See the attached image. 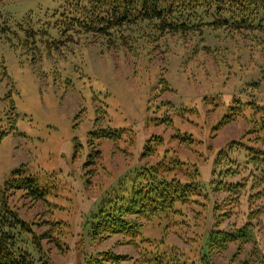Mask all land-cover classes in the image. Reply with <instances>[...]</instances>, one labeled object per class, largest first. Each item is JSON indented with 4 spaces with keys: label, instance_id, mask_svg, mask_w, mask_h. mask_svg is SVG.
I'll return each mask as SVG.
<instances>
[{
    "label": "rangeland",
    "instance_id": "374dc122",
    "mask_svg": "<svg viewBox=\"0 0 264 264\" xmlns=\"http://www.w3.org/2000/svg\"><path fill=\"white\" fill-rule=\"evenodd\" d=\"M59 13L55 0H0V208L23 221L31 254L51 264L104 252L120 255L116 264H264V24L183 37L149 26L121 42L67 30ZM113 129L112 140L89 136ZM149 138L154 151L142 156ZM96 147L100 158L85 165ZM171 155L182 162L173 175L194 177L200 192L171 212L128 213L136 237L93 235L105 192ZM29 174L47 195L16 186Z\"/></svg>",
    "mask_w": 264,
    "mask_h": 264
},
{
    "label": "trees",
    "instance_id": "16d2710c",
    "mask_svg": "<svg viewBox=\"0 0 264 264\" xmlns=\"http://www.w3.org/2000/svg\"><path fill=\"white\" fill-rule=\"evenodd\" d=\"M60 8L59 20L63 28L75 30L80 33H100L109 39L118 37H146L145 32L137 33L136 30L153 26L161 33L179 34V37L196 34L205 28L212 30L256 28L264 24V0H55ZM75 26V27H74ZM74 27V29H72ZM70 28V29H68ZM140 32V31H138ZM136 36V37H135ZM104 130V129H101ZM99 134L89 133V136L100 139H110L118 132ZM131 129L127 132L128 140L132 141ZM186 137V136H185ZM189 139H191L188 136ZM99 142V141H98ZM99 144V143H98ZM153 143L148 142L143 146L141 155L146 156L154 151ZM78 143L74 145V152ZM254 152V149H251ZM166 155V154H164ZM163 155V156H164ZM101 156V149L96 147L87 154L84 164L93 162ZM264 158V157H263ZM263 158L253 156V162L259 163ZM165 159V157H164ZM182 162L176 155H171L151 165L143 166L136 173L133 183L123 188L118 181L116 187L105 192L103 202L98 205V212L93 214L90 231L94 235L107 236L115 233H125L130 237L139 234L138 223L127 218L128 213L151 217L166 211L175 210L176 203H184L198 194V183L194 177H186V181L173 175ZM172 174L170 177L165 174ZM49 173L44 176L49 178ZM46 174V175H45ZM54 178L48 183L53 186ZM16 186L24 189L32 198L39 199L47 195L45 185L36 174H29L18 178ZM116 190L122 196H116ZM117 204V205H114ZM105 214V215H104ZM23 225V221L16 219L6 207L0 208V264H51L49 258L41 255H32L28 250V241L19 236L24 228L16 229ZM58 235V234H57ZM32 244L37 250L41 245L35 238ZM34 242V243H33ZM115 263L120 255L104 252L99 257L90 259L87 264ZM119 262V261H118ZM117 262V263H118ZM116 264V263H115Z\"/></svg>",
    "mask_w": 264,
    "mask_h": 264
}]
</instances>
